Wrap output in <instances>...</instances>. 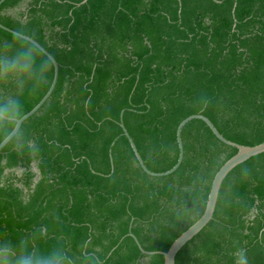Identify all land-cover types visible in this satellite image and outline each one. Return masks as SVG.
Listing matches in <instances>:
<instances>
[{"label": "trees", "instance_id": "1", "mask_svg": "<svg viewBox=\"0 0 264 264\" xmlns=\"http://www.w3.org/2000/svg\"><path fill=\"white\" fill-rule=\"evenodd\" d=\"M1 1V0H0ZM5 0L0 23L58 62L49 100L0 152V236L46 226L92 248L103 264H164L173 242L205 212L219 169L238 149L264 142V0ZM13 33L0 28V40ZM20 41V37H15ZM23 43L24 41H20ZM25 97L24 115L46 95ZM206 93V94H202ZM8 94H17L10 89ZM207 99V110H201ZM14 125L12 130L14 129ZM0 138V143L5 139ZM26 141L38 154L24 150ZM114 143V145H112ZM251 174L246 181L241 169ZM141 246L153 255L143 254ZM264 264V153L224 180L214 219L176 264Z\"/></svg>", "mask_w": 264, "mask_h": 264}, {"label": "clouds", "instance_id": "2", "mask_svg": "<svg viewBox=\"0 0 264 264\" xmlns=\"http://www.w3.org/2000/svg\"><path fill=\"white\" fill-rule=\"evenodd\" d=\"M54 65L52 56L34 39L15 33L12 40H0V138L15 136L12 128L18 131L23 121L25 97H34L49 85ZM10 89L17 94H8ZM207 107L205 99L201 110ZM23 148L30 154L40 152L32 141H26ZM250 174V168L241 169L243 181ZM232 255L234 264H249L245 248L237 246ZM0 264H103V260L92 248L74 251L71 237L54 239L46 226H36L15 239L0 236Z\"/></svg>", "mask_w": 264, "mask_h": 264}, {"label": "water", "instance_id": "3", "mask_svg": "<svg viewBox=\"0 0 264 264\" xmlns=\"http://www.w3.org/2000/svg\"><path fill=\"white\" fill-rule=\"evenodd\" d=\"M5 0H1L0 1V6L1 4L4 2ZM86 2H88V0H84L82 3L79 4V6L85 4ZM0 28L10 32V33H18L4 25H2L0 23ZM23 35V34H21ZM26 36V35H23ZM29 37V36H27ZM31 38V37H29ZM33 39V38H31ZM37 42V41H36ZM38 43V42H37ZM39 44V43H38ZM40 45V44H39ZM44 51L46 53H48L50 56H52L42 45H40ZM52 58L55 61V65H54V78L52 81V84L48 90V92L46 93V95L42 98V100L26 115H24L23 121L20 124L19 130L21 129L23 123L28 120L29 118H31L32 116H34L37 112H39V110L44 106V104L49 100V98L51 97L52 93L54 92L57 82H58V78H59V64L56 61V59L52 56ZM123 114L124 111H122L121 113V121H120V125L123 129V134L124 136H126L130 142V145L135 153V156L140 164V166L142 167V169L144 170L145 173H147L148 175L152 176V177H165V176H169L171 174H173L174 172H176L178 170V168L181 166L183 159H184V144H183V140H182V130L183 128L186 126L187 123H189L192 120H202L204 121L208 127L212 130V132L214 133V135L223 143H225L226 145L235 147L238 149V152L236 155H234L232 158H230L220 169L219 171L216 173L212 185H211V190L209 193V197H208V201H207V206L205 209V212L203 213V215L201 216V218L195 223L193 224L190 228H188L185 232H183L171 245V247L169 248V250L167 252H159L160 254H162L164 256V264H176V257L178 255V253L180 252V250L188 243L190 242L193 238H195L213 219H214V214H215V210H216V206L218 203V199H219V194H220V190L221 187L223 185L224 180L227 178V176L239 165L243 164L244 162H246L247 160L251 159L252 157H255L257 155H260L262 153H264V142L256 145V146H246V145H240L238 143H235L233 141H230L228 139H226L216 128V126L213 124V122L206 116H204L203 114H196V115H191L189 117H187L186 119H184L178 126L177 128V142H178V146H179V158L178 161L176 163V165L166 171V172H162V173H156L151 171L150 169H148V167L145 165L144 160L142 158V156L140 155L138 148L134 142V140L132 139V137L130 136L128 130L126 129L124 123H123ZM19 130L17 131L14 127V129L12 130L13 132H15V136L18 134ZM14 136V137H15ZM13 137V138H14ZM12 138V139H13ZM12 139H7L5 138L1 143H0V152L3 150V148L12 140ZM114 145V143L112 144ZM131 237H133L136 241V243L138 244L139 248L141 249L143 254L146 255H153L156 252H149L146 251L140 244L138 238L133 234L130 233L129 234Z\"/></svg>", "mask_w": 264, "mask_h": 264}]
</instances>
